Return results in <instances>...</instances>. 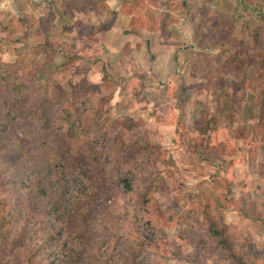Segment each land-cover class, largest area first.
<instances>
[{
  "label": "rangeland",
  "instance_id": "374dc122",
  "mask_svg": "<svg viewBox=\"0 0 264 264\" xmlns=\"http://www.w3.org/2000/svg\"><path fill=\"white\" fill-rule=\"evenodd\" d=\"M182 1L187 0H0V68L10 84L34 86L30 99L40 94L38 84L69 91L73 84L92 83L99 95L100 108L98 101L92 108L100 124L96 139L114 154L105 161L98 149L105 174L93 182V195L84 193L86 182L78 185L91 225L70 215L67 231L62 219L56 221L61 233L71 232L68 246L95 252L103 240L113 264H122L126 246L152 264H252L245 254L250 245L261 251L253 264H264V0ZM0 89L1 122L5 100L17 104L13 89ZM16 118L6 131L7 152L29 147L18 159L41 166L45 178L62 180L77 172V154L56 158L49 140H34L32 123ZM55 120L60 124L66 117ZM99 130L113 137L103 138ZM83 138L89 140L88 131ZM149 151L159 153L153 168L146 161ZM64 157L69 164L60 162ZM81 160L93 174L91 156ZM118 162L124 183L116 187L111 179ZM147 176H158L159 189L151 191L158 204L153 228L145 223L151 213L143 205L139 212ZM201 202L209 204L219 226L228 227L227 242L242 263L233 262L204 230L200 238L191 210L201 219ZM31 213L41 214L36 220L45 215L33 203L21 212ZM167 215L174 219L164 225ZM82 225L89 233L72 238ZM38 257L46 260L43 253Z\"/></svg>",
  "mask_w": 264,
  "mask_h": 264
},
{
  "label": "trees",
  "instance_id": "16d2710c",
  "mask_svg": "<svg viewBox=\"0 0 264 264\" xmlns=\"http://www.w3.org/2000/svg\"><path fill=\"white\" fill-rule=\"evenodd\" d=\"M187 2L188 0L182 1V5ZM4 71L0 68V87L4 86L6 89L15 91L16 98L14 99L17 106L12 107V104L5 100L8 110L4 114L5 118L0 122V149L5 148L4 151L0 150V189H2L0 191V264H113L108 262L105 241L100 240L97 243L102 250L96 249L95 252L93 249L90 252L83 248L78 250L73 244L68 246V240H70L68 234L71 232L63 234L56 225V221L62 219L63 227L66 229L65 220L70 215L81 219L84 225H91L89 222L91 219L89 210H84L88 202L80 197L78 185L86 182L84 185L89 192L84 193L93 195L95 192V184L93 182L97 177L104 176L102 175L104 173L102 168L105 162L98 156V149L104 155L105 161L114 154L110 153L113 147H108L106 142L101 143L100 138L96 139V131L100 124L92 117L93 104H97L99 96L97 91H94L95 86L92 83H84L80 86L73 84L69 91H54L50 90L46 85L38 84L40 94L36 98L30 99L29 93L34 91V86H28L25 82L10 84L3 74ZM27 89L29 90L26 94ZM3 90L0 89V92ZM24 100L27 101L26 104ZM3 106L6 108L5 104ZM99 108L100 101H98ZM12 109L15 112L19 111V113H11ZM74 114L76 116L73 118ZM17 116L25 118L23 120L30 124L32 123L31 127L34 129L29 132L31 138L33 137L34 140L37 138L49 140L50 144L54 146L53 153L56 158H60L62 154L64 156V152L68 158L77 154V163L79 165L77 172L74 169L71 172H67L62 180L56 179V176L45 178L46 174L41 166L34 169L28 161L29 159L22 162L18 159V154L25 157L29 153V147L26 149L25 147L17 146L13 148L15 152H7L6 149L9 146L6 143V131H8L9 125L16 121ZM56 116H65L66 120L58 124L55 120ZM27 122L24 123L25 126ZM204 130L202 129L201 131ZM87 131L90 136L89 140L83 138ZM99 132L103 135V138L106 136L113 137L112 134H107L101 130ZM74 148L76 149L72 151ZM147 148L149 150L152 149L149 146ZM146 154L149 158L146 161L150 163V168H153L159 153L151 154L149 151ZM85 156H91L93 160L91 163L97 166L93 174H90V171L81 160ZM60 160L61 163L69 164V161L64 162L65 157ZM121 163H116L114 167L117 172L115 175L116 180L111 179L116 187L118 183H124L123 176H120L118 172V168L122 167ZM46 166L49 172H54L51 164ZM33 175L36 176L35 180L32 179ZM91 175L93 178L89 182L90 188L87 180ZM109 176L113 177L112 172H110ZM157 177L153 176L149 179L147 176L144 181V188H142L144 191L139 189V212H142L145 208L146 211L151 213V217L146 218L145 223L152 226V228L153 221L158 217L156 212L158 204L155 203L156 199L151 195V191L159 189L155 184L156 181H154ZM24 191H26L25 197L21 198L20 194ZM205 199L208 202V199ZM30 203H33L36 209L43 210L45 213L44 217L36 220L41 214L34 216L32 213L30 217L22 216L21 212H25ZM164 203H167L166 199ZM9 205H13L14 209ZM62 206H64V209H62ZM196 208L199 210L201 219L196 216L198 214L193 210H191V215L195 217V223L197 224L194 225H197L195 229L199 231L200 238L203 237L204 230L209 238L214 239L215 244L221 250L226 251L233 262L240 263L241 261L242 263V255L234 250L232 244L227 242L228 227L225 224L219 226L218 223L220 221L210 211L209 204L201 202ZM163 214L166 215L165 212ZM171 216L176 217L175 214ZM173 219L171 218L170 220L169 215L163 216V224L168 225ZM23 220H26V224L22 223ZM140 220L141 217L138 220L135 219L139 224L141 223ZM30 222L31 224L29 225ZM84 225L80 227L78 232L72 233V238H75L76 235L79 236V233L81 235L83 233L84 236L89 233ZM39 231L42 232L44 237L37 235ZM145 231L146 227L143 224L141 233ZM61 235L64 237L62 241L59 240ZM114 240L116 248H118L121 244L119 237ZM137 251L131 246H126L125 254L121 257L122 264H152V260L148 256L140 250L139 253ZM246 251L247 253L245 254L251 257L252 264L256 262V256L261 252L258 249H253L250 245ZM41 253L46 255V260H43L44 257H38ZM60 258L61 262H59Z\"/></svg>",
  "mask_w": 264,
  "mask_h": 264
}]
</instances>
